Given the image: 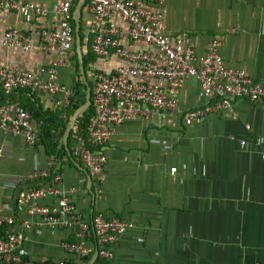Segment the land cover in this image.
Segmentation results:
<instances>
[{
    "label": "crops",
    "instance_id": "0c3cea01",
    "mask_svg": "<svg viewBox=\"0 0 264 264\" xmlns=\"http://www.w3.org/2000/svg\"><path fill=\"white\" fill-rule=\"evenodd\" d=\"M11 1L35 3L48 15L0 10V35L18 28L39 41L37 34L42 30L59 29V19L53 12L64 0ZM136 1L148 6L145 0ZM77 21L81 25L83 57L93 53L95 38L96 20L88 0L74 5L75 37ZM109 21L121 32L119 41L123 47L134 52L153 51L154 47L147 43L130 38V25L119 13L114 12ZM165 32L172 44L182 38L197 56L207 55L211 41L218 39L226 66L244 70L257 80L264 79V0H167ZM56 61L55 52L0 48L1 65L31 71L42 80L47 78L42 70ZM78 62L80 66L79 54L78 61L70 56L72 71L60 69L63 84L75 88ZM127 65L115 54L108 60L96 58L87 67V78L92 82L91 66L112 74ZM1 93L5 95L0 85ZM177 96L182 114L164 111L154 119H131L115 126V133L101 148L108 161L101 177L104 198L100 200L96 198L98 181L79 160L77 136L69 144L70 151L63 143L74 115L63 133L68 116L55 108L54 99L27 90L13 95L8 100L17 107L35 106L47 114L51 126L57 125L53 141L59 138L60 143L59 152L52 155L41 139L31 147L24 138L0 130V213L14 216L18 231L24 230L25 221L38 223L40 218L28 214L23 198L33 188L50 184L48 179L38 177L57 168L62 175L61 187L67 191L76 189L72 201L84 220L90 221L100 213L134 224L114 246V257L107 264L264 262V101L237 99L236 115L221 112L198 123L190 121L187 112L208 103L199 80H188ZM40 117L35 119L46 123ZM257 139L262 144L258 145ZM62 147L67 155L59 154ZM172 168H177L175 174ZM53 202L50 198L40 204L50 206ZM25 233L24 250L30 259H72L62 247L70 239L69 231L34 226Z\"/></svg>",
    "mask_w": 264,
    "mask_h": 264
},
{
    "label": "built area",
    "instance_id": "2783aa9c",
    "mask_svg": "<svg viewBox=\"0 0 264 264\" xmlns=\"http://www.w3.org/2000/svg\"><path fill=\"white\" fill-rule=\"evenodd\" d=\"M79 1L64 0L56 6L53 13L59 19V29L55 32L42 30L37 34L39 41H34L33 34L18 28L0 35V48L55 52L57 55V61L42 70L47 75L45 80L31 71L0 64V85L6 96L4 102L0 101V130L24 138L31 147L39 144L44 122L36 120L30 111L17 107L8 99L22 90L40 92L54 99L55 108H61L67 118L76 90L73 85L60 81V69L72 71L70 56L76 41L74 5ZM145 2L148 6L136 0H88L96 20L93 53L98 59L105 60L115 54L128 63L112 74H106L95 66L89 70L93 83L92 105L98 113L91 117L87 135L76 137V144L79 160L98 181L96 198L100 200L104 198L101 177L108 161L101 148L115 133V126L131 119H154L164 111L182 114L177 94L188 80H199L208 101L203 108L187 112L190 121L201 123L221 112L236 115L234 102L237 99L264 101V79L257 80L244 70L226 66L220 51L222 43L218 39L211 41L205 56H197L192 47L185 46L182 38L172 44L165 32L167 0ZM0 10L23 15L31 12L38 16L48 15L46 9L37 7L35 3L22 4L11 0H0ZM114 12L130 25V38L147 43L154 47L153 51L134 52L123 47L119 41L121 32L109 21ZM107 124L114 127L107 128ZM257 144H262V140L257 139ZM241 145L246 146V142ZM176 172L177 168L171 169L172 174ZM38 178L48 179L49 171ZM61 186L62 175L59 174L50 184L33 188L25 194L23 203L28 214L33 218L38 216L40 221H25L23 231L15 229L14 216L0 213V264H91L96 253L98 258L94 264H107L113 259L114 246L134 224L120 218H106L100 213L90 221L84 220L77 214L72 201L76 189L67 191ZM50 198L54 200L52 205L40 204V201ZM34 226L69 231L70 239L64 241L62 247L72 259H30L24 250L25 231ZM88 258L90 262L86 261Z\"/></svg>",
    "mask_w": 264,
    "mask_h": 264
},
{
    "label": "trees",
    "instance_id": "16d2710c",
    "mask_svg": "<svg viewBox=\"0 0 264 264\" xmlns=\"http://www.w3.org/2000/svg\"><path fill=\"white\" fill-rule=\"evenodd\" d=\"M75 59L76 61H78V54L75 51ZM97 57L95 56L94 53L88 52L87 55L83 56V65L86 69V72L88 74V65L93 63L95 61ZM76 83H75V90L76 93L74 95V97L72 98V103L70 105V107L68 108V118L66 120V124L63 125V133L65 132L67 125L69 123L70 118H72V116L75 114V112L81 108L85 103H86V97H87V85L85 80L83 79L81 72L79 71L80 66H79V62L76 64ZM88 81L93 89V83L90 81V78L88 76ZM5 95L4 94H0V101H4ZM36 105V104H35ZM25 110L30 111L33 116L35 118H38L39 116H41L40 118L42 120H46L47 118V114L46 113H42L41 109L39 108H35V106L32 107H24ZM94 115V108L93 105L91 106V108H89L88 111H86L85 113H83L77 120L76 125L74 127V129L72 130L71 136H70V140H69V144H71L72 142V138L75 139V136H79V135H87L88 133V127H89V122L91 117ZM54 124V123H52ZM57 125H53L51 126V122L49 123L48 120H46V123H44V127H43V135L40 137V139L44 142L45 147L47 148V150L49 152L52 153V155L57 154V152H59V138H57V141L55 140V142L53 141L55 138L54 136H52V132L54 129L56 128ZM62 135V134H61ZM70 148V147H69ZM70 151V149H69ZM64 153L65 155H67V150H65L64 147L61 148L60 150V155ZM61 174V171L57 168H54L53 170H51L49 172V182H52L54 180V178ZM87 262H90L91 259H87Z\"/></svg>",
    "mask_w": 264,
    "mask_h": 264
},
{
    "label": "water",
    "instance_id": "95a60500",
    "mask_svg": "<svg viewBox=\"0 0 264 264\" xmlns=\"http://www.w3.org/2000/svg\"><path fill=\"white\" fill-rule=\"evenodd\" d=\"M76 31H77V37H76V45H77V52L79 54V57L81 59V63H80V71L85 79V82H86V85H87V97H86V103L81 107L79 108L76 113L74 114L73 118L71 119V122H70V125L69 127L67 128V131L64 135V138H63V143L66 147V149L69 151V136L71 134V131L73 129V127L75 126L78 118L83 114L85 113L86 111L89 110V108H91L92 106V87L88 81V78H87V72H86V69L83 65V57H82V47H81V36H80V29H81V25H80V22L77 21V27H76ZM89 180L91 182V184L93 183L92 181V177L89 176ZM98 258V253H96L94 259L92 260L91 264H94L96 262Z\"/></svg>",
    "mask_w": 264,
    "mask_h": 264
},
{
    "label": "rangeland",
    "instance_id": "374dc122",
    "mask_svg": "<svg viewBox=\"0 0 264 264\" xmlns=\"http://www.w3.org/2000/svg\"><path fill=\"white\" fill-rule=\"evenodd\" d=\"M71 59H75V53L73 52V54L71 55ZM76 60V59H75Z\"/></svg>",
    "mask_w": 264,
    "mask_h": 264
}]
</instances>
